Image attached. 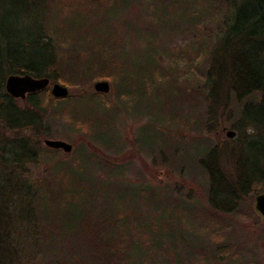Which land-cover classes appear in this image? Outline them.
I'll return each mask as SVG.
<instances>
[{"label":"rangeland","instance_id":"374dc122","mask_svg":"<svg viewBox=\"0 0 264 264\" xmlns=\"http://www.w3.org/2000/svg\"><path fill=\"white\" fill-rule=\"evenodd\" d=\"M177 2L166 11L161 8L157 21L152 17V2L147 0L134 4L133 0H52L51 4L30 10L34 16L28 18L30 28L35 31L37 23H46L62 54L73 50L84 58L91 55L88 49L97 50L99 44H107L108 55L124 64L122 72L130 82L126 88L120 80L87 81L80 76L74 81L78 85L68 87L72 96L69 102H46L52 131L35 137L41 142L43 159L39 165H27L25 176L33 181L50 178V166L60 162L59 177L65 179L66 188L62 204L66 217L72 220L81 218V210L92 212L91 221L109 214V208L117 215L130 213L129 220L136 218L138 224H132L129 245L135 243L142 248L139 260L144 264H176L174 249L180 258L177 264H264V220L255 207L256 197L246 200L230 216L212 214L206 199L207 179L198 168L200 160H208L205 139L211 148H220L217 165L222 164L228 177L236 176L233 150H237L235 140L242 134L236 132L230 139L227 131L232 129L224 127L210 133L198 132L196 122L201 120L199 117L205 119L204 109L195 110L190 98L196 96L192 89L202 71L209 69L205 46L217 42V35L227 26L228 2ZM156 3L164 4L161 0ZM17 16L19 19L22 14ZM160 49L168 55L158 57ZM172 49L181 52L179 58H175V51L169 53ZM197 54L201 56L200 65ZM156 57L162 75L157 84L147 86L148 67ZM102 80L110 83L111 91L98 97L94 84ZM172 81L181 91L178 103L166 100L167 87L160 85ZM218 91L220 100L227 101L229 90ZM83 97L85 105L94 109L93 119L83 114L88 108L76 104ZM18 102L23 106V100ZM217 113L223 115L220 109ZM103 134H108L111 141H105ZM46 139L68 142L73 151L50 154ZM84 154L88 161L80 160ZM67 226L74 230L67 232L68 237L62 236L46 257L44 252L38 253V248H32L35 235L30 234L24 240L21 264H102L94 250L95 238L85 236L76 221ZM152 228L159 234L149 236ZM105 235L102 241L111 236L109 232ZM161 237L164 247L150 248L158 241L162 243ZM196 242L200 244L194 253L189 247L197 246Z\"/></svg>","mask_w":264,"mask_h":264},{"label":"trees","instance_id":"16d2710c","mask_svg":"<svg viewBox=\"0 0 264 264\" xmlns=\"http://www.w3.org/2000/svg\"><path fill=\"white\" fill-rule=\"evenodd\" d=\"M147 1L152 2V17L156 21L160 20L158 12L161 8L166 11L167 7L178 4L177 0H161L163 5L156 3L157 0ZM227 2V26L217 35V42L205 46L209 69L202 71L192 89L197 97H190L195 110L204 109L205 119L199 117L201 120L196 122L198 132L210 133L224 127L243 136L235 140L237 150H233V157L236 176L232 178L228 177L229 173L222 164L218 166L215 161L220 148H211L202 139L209 148L206 153L208 160L203 157L205 160H200L198 168L207 179L206 199L210 212L219 216H230L246 200L264 194V0ZM48 3L51 4L52 0H0V264H21L23 247L26 245L24 240H28L30 234L35 235L32 248H38V253L44 252L46 257L56 249L62 236L68 237L67 234L74 230L67 226L73 221H76L85 236L95 238L92 241L94 250L102 264H144L139 260L142 248H137L135 243L133 247L129 245L132 224H138L136 218L129 220L130 213L121 212L117 215L109 208V214L91 221L92 212L81 210V218L72 220L66 217L67 210L62 204L66 188L63 184L65 179L59 177V169L62 168L60 162L50 166V178L33 181L25 176L28 173L27 165H39L43 159L41 142L35 137L49 135L52 131L46 102L64 104L72 96L51 98L49 89H46L28 95L23 106H20L18 100L6 92L5 84L9 76L49 78L67 87L78 85L74 81L79 80L80 76L87 81L116 79L125 87L130 82L123 75L124 64L108 55L107 44H99L101 46L97 50L88 49L91 53L88 57L83 58L81 53L73 50L65 55L58 51L55 36L46 23H37L33 31L28 23L29 16L34 17L30 10L39 9ZM17 13L22 14L19 19ZM95 51L97 54L92 56ZM158 52V57L163 56L161 49ZM169 53H173L177 59L181 52L172 49ZM158 57L148 67L145 79L147 86L157 84L162 75ZM200 58V54H197V65H200ZM160 83L162 87H167L165 91L163 88L166 100L168 98L170 102L174 100L178 103L181 91L176 81ZM218 89L229 90L227 101L220 100ZM95 95L99 97L103 94L96 92ZM85 103L87 100L84 97L76 101L78 106L88 108L87 113L83 114L92 118L94 109ZM171 107L175 105L171 104ZM218 109L223 111L222 116L217 113ZM28 132L33 135H23ZM102 136L107 138L105 141H111L108 134ZM49 151L53 154L61 150ZM198 152L200 154V150ZM80 160L88 161L87 155L84 154ZM157 224L160 226V223ZM152 231H148L149 236L159 234L153 228ZM107 232L111 236L102 241ZM161 238L162 243L158 241L157 245L150 248L157 250L164 247V238ZM200 239L203 240V237ZM185 241L188 242L187 239ZM195 244L197 246L189 247L194 249V253L200 242ZM173 253L176 256L173 261L177 264L180 258H177L175 249Z\"/></svg>","mask_w":264,"mask_h":264},{"label":"water","instance_id":"95a60500","mask_svg":"<svg viewBox=\"0 0 264 264\" xmlns=\"http://www.w3.org/2000/svg\"><path fill=\"white\" fill-rule=\"evenodd\" d=\"M51 87V95L56 99L67 98L70 94L68 87L60 83H52L49 78H35L31 75H11L7 78L5 88L6 92L17 100H25L28 95L42 92ZM94 90L97 93L108 94L111 91V85L108 81L102 80L94 84ZM236 136L235 131H227V137L232 139ZM45 146L53 150H61L64 153H71L73 145L62 140L44 141ZM255 207L264 220V194L255 198Z\"/></svg>","mask_w":264,"mask_h":264},{"label":"bare ground","instance_id":"6f19581e","mask_svg":"<svg viewBox=\"0 0 264 264\" xmlns=\"http://www.w3.org/2000/svg\"><path fill=\"white\" fill-rule=\"evenodd\" d=\"M52 82V81H51ZM53 83V82H52ZM49 89V88H48ZM50 93H51V91H50Z\"/></svg>","mask_w":264,"mask_h":264}]
</instances>
